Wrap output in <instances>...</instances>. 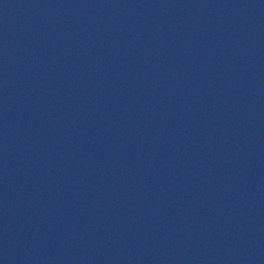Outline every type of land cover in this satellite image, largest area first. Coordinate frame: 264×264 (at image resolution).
I'll list each match as a JSON object with an SVG mask.
<instances>
[{
    "label": "water",
    "instance_id": "1",
    "mask_svg": "<svg viewBox=\"0 0 264 264\" xmlns=\"http://www.w3.org/2000/svg\"><path fill=\"white\" fill-rule=\"evenodd\" d=\"M0 264H264V0H0Z\"/></svg>",
    "mask_w": 264,
    "mask_h": 264
}]
</instances>
